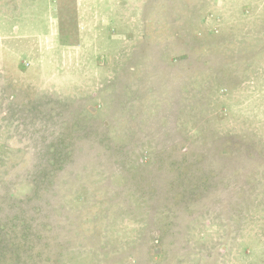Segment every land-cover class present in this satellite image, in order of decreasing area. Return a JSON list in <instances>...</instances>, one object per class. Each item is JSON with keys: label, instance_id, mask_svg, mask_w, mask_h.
<instances>
[{"label": "rangeland", "instance_id": "1", "mask_svg": "<svg viewBox=\"0 0 264 264\" xmlns=\"http://www.w3.org/2000/svg\"><path fill=\"white\" fill-rule=\"evenodd\" d=\"M0 264H264V0H0Z\"/></svg>", "mask_w": 264, "mask_h": 264}]
</instances>
